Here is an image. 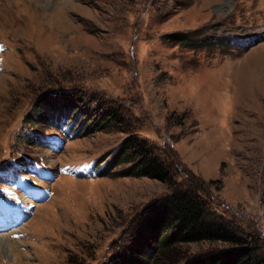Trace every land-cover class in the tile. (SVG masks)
I'll use <instances>...</instances> for the list:
<instances>
[{
	"label": "rangeland",
	"instance_id": "obj_1",
	"mask_svg": "<svg viewBox=\"0 0 264 264\" xmlns=\"http://www.w3.org/2000/svg\"><path fill=\"white\" fill-rule=\"evenodd\" d=\"M0 53V162L103 166L60 171L29 218L0 208V264L125 263L151 247L136 237L150 207L185 188L264 258V0H0ZM62 92L73 102L49 108ZM105 110L116 118L103 126ZM59 114L67 140L50 126ZM42 134L50 150L64 145L50 151ZM130 137L167 164L170 183L119 175ZM31 171L0 173V199L33 193ZM232 247L184 244L172 264Z\"/></svg>",
	"mask_w": 264,
	"mask_h": 264
},
{
	"label": "trees",
	"instance_id": "obj_2",
	"mask_svg": "<svg viewBox=\"0 0 264 264\" xmlns=\"http://www.w3.org/2000/svg\"><path fill=\"white\" fill-rule=\"evenodd\" d=\"M211 39L218 40L216 37ZM47 96L48 107L55 110L66 108L73 102L72 99L65 98L63 92ZM41 107L43 106H40L39 110H42ZM115 118L114 110H105L98 124L105 126L107 123H113ZM90 126L89 128H92V125ZM35 135L33 133V136ZM119 152L126 162H131L119 175L145 176L161 182H171L172 175L167 164L145 146L144 140L127 138L120 146ZM189 182L199 186L204 184L196 178ZM143 221L141 229L148 232L146 234L138 231L136 237L144 239L143 241L151 247L148 251H135L138 253L136 255L127 252L129 261L125 262L126 264H172L179 254L180 246L202 241L225 242L233 247L208 256L196 264H264V258L254 247L248 246L235 231L224 228V225L211 216L206 203L194 193L193 188L178 189L153 204ZM152 258L153 261L149 262Z\"/></svg>",
	"mask_w": 264,
	"mask_h": 264
},
{
	"label": "bare ground",
	"instance_id": "obj_3",
	"mask_svg": "<svg viewBox=\"0 0 264 264\" xmlns=\"http://www.w3.org/2000/svg\"><path fill=\"white\" fill-rule=\"evenodd\" d=\"M62 178V177H61ZM1 238V237H0ZM6 238V237H5ZM1 240V239H0ZM8 240V239H7ZM1 242V241H0ZM3 244V243H2ZM2 247V246H1ZM5 249V248H4ZM5 251V250H4Z\"/></svg>",
	"mask_w": 264,
	"mask_h": 264
}]
</instances>
